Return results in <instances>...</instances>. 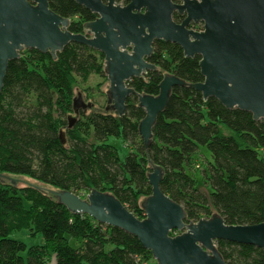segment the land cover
<instances>
[{
  "label": "trees",
  "instance_id": "obj_1",
  "mask_svg": "<svg viewBox=\"0 0 264 264\" xmlns=\"http://www.w3.org/2000/svg\"><path fill=\"white\" fill-rule=\"evenodd\" d=\"M48 4L70 20L73 34L83 33V24L96 17L70 0ZM173 20L182 21L177 14ZM199 60L184 58L176 44L155 41L148 62L157 70L130 79L127 86L156 97L164 75L202 82ZM103 63L102 53L78 43L55 59L26 50L9 62L0 94V174L36 184L16 189L0 179V264H156L135 237L72 214L43 190L81 198L91 189L105 191L143 219L140 203L151 195L147 175L152 167L161 168L160 190L182 206L188 222L214 213L226 225L264 222V121L252 120L248 112L228 110L214 98L204 101L189 87H173L147 147L138 133L145 112L136 96L127 99L121 117L93 108L67 129L77 85L92 76L105 78ZM110 138L122 141L124 155ZM21 231L41 234L42 244L27 247L10 238ZM216 247L226 264H264V251L254 246L218 240Z\"/></svg>",
  "mask_w": 264,
  "mask_h": 264
},
{
  "label": "water",
  "instance_id": "obj_2",
  "mask_svg": "<svg viewBox=\"0 0 264 264\" xmlns=\"http://www.w3.org/2000/svg\"><path fill=\"white\" fill-rule=\"evenodd\" d=\"M48 1L0 0V94L9 62L25 50L55 59L70 43H78L104 56L108 82L100 89L105 91L106 112L123 116L127 99L136 96L137 107L145 112L138 124L145 147L173 87H189L204 101L214 98L228 110L248 112L252 120L264 121V0H128L126 5L116 0H70L96 16L83 24L81 34L69 32L70 20L51 11ZM174 14L182 18L180 23L173 20ZM199 24L201 30L192 28ZM155 41L176 44L186 59L198 56L203 81L188 84L164 75L156 97L135 93L127 82L157 70L148 62ZM91 108L77 93L72 100L75 116H68L67 128L74 126L80 112ZM59 139L65 144L63 131ZM161 179V168L152 167L147 175L151 195L140 203L143 219L105 191L91 189L84 198L70 191L49 192L72 214L87 215L135 237L156 264H226L217 250L218 240L264 251V222L226 225L217 213L188 222L182 206L161 192ZM11 183L16 186L14 180Z\"/></svg>",
  "mask_w": 264,
  "mask_h": 264
},
{
  "label": "rangeland",
  "instance_id": "obj_3",
  "mask_svg": "<svg viewBox=\"0 0 264 264\" xmlns=\"http://www.w3.org/2000/svg\"><path fill=\"white\" fill-rule=\"evenodd\" d=\"M105 82H108L106 77L101 78V77L92 76L86 82V84H84V85L78 84L77 85L78 89L75 92V96L77 95V93H80L81 97L85 103H91L92 104V108L90 110H92L94 108V110L104 112V107L106 104V98H105L104 92H101L102 90L100 89V87ZM70 115L73 117L75 116L74 114H70ZM76 118L78 119L79 117H76ZM109 142L114 143V145L116 147H118V149H120L121 154L124 155L126 153L125 147H124V144L122 143V141H119V140L116 141L114 138H110ZM201 150H202L201 154L207 157L208 152L206 150H203L202 148H201ZM1 179L4 180L5 182H11V180H14L15 184H16V189H21L22 187H25L27 184H36L35 181L30 180L26 177H21V176L4 175V177ZM45 189H47L48 192L51 190L50 188H45ZM49 194L51 196H53V194H51L50 192H49ZM82 197H84V196H82ZM174 234H177V233L172 232L171 235H174ZM10 238L24 242L27 247H30L33 245H41L43 242L41 234L33 235L32 233H30L28 231L15 232L10 236Z\"/></svg>",
  "mask_w": 264,
  "mask_h": 264
},
{
  "label": "flooded vegetation",
  "instance_id": "obj_4",
  "mask_svg": "<svg viewBox=\"0 0 264 264\" xmlns=\"http://www.w3.org/2000/svg\"><path fill=\"white\" fill-rule=\"evenodd\" d=\"M126 1V3L124 4V3H122V2H118L117 0H116V2L118 3V4H121V5H126L127 3H128V0H125ZM174 2V1H173ZM179 2V0H176L175 1V3H178ZM96 18V17H95ZM182 19V18H181ZM200 25V24H199ZM193 27H195L196 29H198L197 28V25H194ZM192 27V28H193ZM26 51V50H25ZM105 109H106V104H105ZM88 110H90V109H88ZM88 110L86 111V112H88ZM86 112H80V113H83V114H85ZM80 113H79V115L77 116V117H80ZM115 114V113H114ZM67 128V127H66ZM68 129V128H67Z\"/></svg>",
  "mask_w": 264,
  "mask_h": 264
},
{
  "label": "built area",
  "instance_id": "obj_5",
  "mask_svg": "<svg viewBox=\"0 0 264 264\" xmlns=\"http://www.w3.org/2000/svg\"><path fill=\"white\" fill-rule=\"evenodd\" d=\"M196 167H197V165H196Z\"/></svg>",
  "mask_w": 264,
  "mask_h": 264
}]
</instances>
